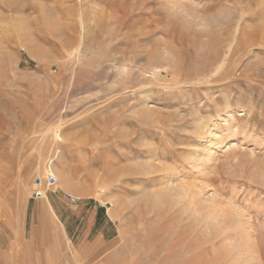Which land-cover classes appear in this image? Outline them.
<instances>
[{"label":"rangeland","instance_id":"374dc122","mask_svg":"<svg viewBox=\"0 0 264 264\" xmlns=\"http://www.w3.org/2000/svg\"><path fill=\"white\" fill-rule=\"evenodd\" d=\"M263 29L264 0H0V264H264Z\"/></svg>","mask_w":264,"mask_h":264},{"label":"bare ground","instance_id":"6f19581e","mask_svg":"<svg viewBox=\"0 0 264 264\" xmlns=\"http://www.w3.org/2000/svg\"><path fill=\"white\" fill-rule=\"evenodd\" d=\"M176 7V6H175ZM176 9V8H175ZM235 23V22H234ZM263 31H264V29H263ZM262 31V32H263ZM224 78V77H223ZM222 116V115H221ZM227 116V115H226ZM221 120V122L222 123H224V124H226L227 123V120H225L224 119V117H222V119H220ZM202 125V124H201ZM204 125V124H203ZM227 125H228V123H227ZM207 130V129H206ZM239 131V130H238ZM216 132H213L212 130H208L205 134L206 135H203V136H201L200 138H202V141L203 142H207V145H208V147H210L211 145H213V144H215V143H218V139H219V135L218 134H215ZM248 135V134H247ZM208 150H209V152H210V149L208 148ZM208 153V152H207ZM195 158V157H194ZM200 160V159H199ZM199 160H198V162H199ZM201 161V160H200ZM190 162V161H189ZM191 163V162H190ZM197 163V162H196ZM199 163H201V162H199ZM161 165V164H160ZM202 165V164H201ZM164 166V165H163ZM162 165H161V167H163ZM153 167H155V166H153ZM165 167V166H164ZM173 167V166H172ZM166 169V168H165ZM162 170H164V168H161V169H159V172H163ZM167 170V169H166ZM171 171V170H170ZM168 172V171H167ZM166 172V173H167ZM173 172V171H172ZM172 172H171V174H172ZM175 173V172H174ZM170 174V173H169ZM164 175V174H163ZM171 176V175H170ZM38 182H40V180H38ZM179 191H180V189L179 188H177L176 189V193H178V194H180L179 193ZM40 193V192H39ZM42 193V192H41ZM41 193H40V195H41ZM42 195H43V193H42ZM189 192L188 191H185L184 189L182 190V193L180 194V197H181V199H183V201H182V203H183V205H185V209L187 210V211H185L184 213H190V214H192V215H194L193 213H192V207L194 208V207H196L195 205L193 206L192 205V207H190V205H191V202L189 201ZM43 197V196H42ZM178 197V196H177ZM212 197V196H211ZM215 198V197H214ZM174 202H175V199L172 197L171 198ZM180 200V199H179ZM191 200V199H190ZM172 201V202H173ZM194 202V201H193ZM181 203V204H182ZM194 204V203H193ZM50 207V206H49ZM45 208H46V206H45ZM47 210H49L50 212H52L51 210L52 209H47ZM46 210V211H47ZM49 211H47V212H49ZM217 212V211H216ZM189 215V214H188ZM195 216V215H194ZM209 216V214L208 213H205L204 214V218H209L208 217ZM216 216V215H215ZM239 217V216H238ZM238 217H233V222L232 223H230L227 227H226V229H228V230H230V231H235V229L238 227H242L241 226V223H239L238 224V221H239V219H240V217L238 218ZM242 221V220H241ZM237 224V225H236ZM249 225V224H248ZM250 227V226H249ZM246 234V233H245Z\"/></svg>","mask_w":264,"mask_h":264},{"label":"crops","instance_id":"0c3cea01","mask_svg":"<svg viewBox=\"0 0 264 264\" xmlns=\"http://www.w3.org/2000/svg\"><path fill=\"white\" fill-rule=\"evenodd\" d=\"M40 193H41V192H40ZM44 194H45L44 198H45V200H46V204L48 205V207L45 205L46 208H45V206H44V211H46V210L49 209V208L52 209L51 211H52L53 215L55 216V218L57 219V218H58V215H57V213H56V211H55L54 206L52 207V204L50 203V201H49V199H48V197H47L45 191H44ZM40 196H42V193H41ZM49 206H50V207H49ZM47 211H49V210H47ZM108 217H109V216H108ZM109 218H110V217H109ZM110 219H111V218H110ZM65 222H66V220H65ZM103 232H104V233H103ZM100 233H101L102 237H103L104 239H106V240H111V236H112V234H114L113 232H110L109 229H105V230L101 231Z\"/></svg>","mask_w":264,"mask_h":264},{"label":"water","instance_id":"95a60500","mask_svg":"<svg viewBox=\"0 0 264 264\" xmlns=\"http://www.w3.org/2000/svg\"><path fill=\"white\" fill-rule=\"evenodd\" d=\"M52 180V179H51ZM35 196H40V193L39 192H37L36 194H35Z\"/></svg>","mask_w":264,"mask_h":264}]
</instances>
